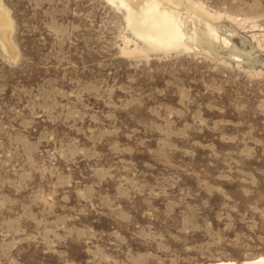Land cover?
Returning a JSON list of instances; mask_svg holds the SVG:
<instances>
[{"label":"rangeland","instance_id":"1","mask_svg":"<svg viewBox=\"0 0 264 264\" xmlns=\"http://www.w3.org/2000/svg\"><path fill=\"white\" fill-rule=\"evenodd\" d=\"M180 1L0 0V264L264 258V0Z\"/></svg>","mask_w":264,"mask_h":264},{"label":"bare ground","instance_id":"2","mask_svg":"<svg viewBox=\"0 0 264 264\" xmlns=\"http://www.w3.org/2000/svg\"><path fill=\"white\" fill-rule=\"evenodd\" d=\"M110 1L115 3L116 5L118 4L120 8H123L125 10L126 20L129 27L131 28V31L135 34L136 37H138L146 44L157 47V49L159 48L167 50L178 47L181 41L184 39L182 26L184 23L186 24L187 15L178 12V6L181 2L180 0ZM6 14L7 12L3 10V8H0V27L6 28L8 25H10L9 21L6 19ZM193 28L191 30L192 32L195 31V28ZM204 29L206 28L204 27ZM1 30H3V28ZM0 34L2 35L3 33ZM2 36L0 38H2ZM210 264L235 263L217 262ZM248 264H264V258H259L257 260L249 262Z\"/></svg>","mask_w":264,"mask_h":264}]
</instances>
